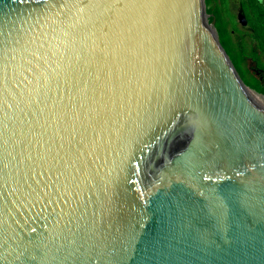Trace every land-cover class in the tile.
Returning <instances> with one entry per match:
<instances>
[{
	"label": "water",
	"instance_id": "water-1",
	"mask_svg": "<svg viewBox=\"0 0 264 264\" xmlns=\"http://www.w3.org/2000/svg\"><path fill=\"white\" fill-rule=\"evenodd\" d=\"M207 7L0 0V264H264V93Z\"/></svg>",
	"mask_w": 264,
	"mask_h": 264
},
{
	"label": "trees",
	"instance_id": "trees-1",
	"mask_svg": "<svg viewBox=\"0 0 264 264\" xmlns=\"http://www.w3.org/2000/svg\"><path fill=\"white\" fill-rule=\"evenodd\" d=\"M211 0H205L207 7V12L210 14L209 20L210 22L214 19L213 8L217 9V12L222 16L223 6H216L211 7L209 6ZM240 8L241 12L247 17L249 25L251 27V34L255 38L258 44L260 45L259 48L264 53V3L260 0H240ZM236 19V14H235ZM237 20V19H236ZM215 27L219 33V39L220 44L230 57L234 67L237 71H240V67L238 64H236L234 61H238V59L241 61L242 56V50L238 49V51L235 53V55L229 54L228 49L235 50L233 46H231V37L232 32L227 29L226 23L223 18H219L215 20ZM235 34L242 35L245 30L243 28H239L237 25L235 26ZM243 40L241 41V46L243 45ZM257 58V57H256ZM258 67L264 69V58L258 57L257 62ZM240 75V74H239ZM242 76V75H241ZM247 85H249L252 88H255L257 91L264 93V86L259 84V80H251V81H245Z\"/></svg>",
	"mask_w": 264,
	"mask_h": 264
},
{
	"label": "flooded vegetation",
	"instance_id": "flooded-vegetation-1",
	"mask_svg": "<svg viewBox=\"0 0 264 264\" xmlns=\"http://www.w3.org/2000/svg\"><path fill=\"white\" fill-rule=\"evenodd\" d=\"M260 1L264 3V0H260ZM240 12H241V8L239 7V11L236 14V19L238 21V27L243 28L245 32L242 35H238L235 34V31H231L232 32L231 46H233L235 50L228 49V51L230 55L231 53L232 55H235L238 49L242 50V56H243L242 60L240 61L238 59V61L235 60L234 62L239 65L241 73L239 71L238 73L240 74V77L244 82L251 81L253 79L254 80L258 79L259 84L264 86V69L258 67L257 65L258 57L264 58V53L259 48L260 46L258 44L259 42H257L251 34L252 31L249 22L246 25H241L237 17ZM211 22L215 23V21L213 20ZM247 28H249V30H246ZM242 40L244 42L243 45L241 46ZM260 97H264V96H260Z\"/></svg>",
	"mask_w": 264,
	"mask_h": 264
},
{
	"label": "rangeland",
	"instance_id": "rangeland-1",
	"mask_svg": "<svg viewBox=\"0 0 264 264\" xmlns=\"http://www.w3.org/2000/svg\"><path fill=\"white\" fill-rule=\"evenodd\" d=\"M240 0H213V7L223 6L222 16L214 9L215 20L220 17L224 19L226 27L230 31H235V26H238V21L235 19V14L239 11ZM238 17V16H237ZM246 30H249L247 28Z\"/></svg>",
	"mask_w": 264,
	"mask_h": 264
},
{
	"label": "bare ground",
	"instance_id": "bare-ground-1",
	"mask_svg": "<svg viewBox=\"0 0 264 264\" xmlns=\"http://www.w3.org/2000/svg\"><path fill=\"white\" fill-rule=\"evenodd\" d=\"M254 98H255L256 100H258V99H260L261 97H260V96H257V95L254 94Z\"/></svg>",
	"mask_w": 264,
	"mask_h": 264
}]
</instances>
